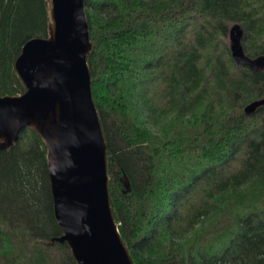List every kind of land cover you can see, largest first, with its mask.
Instances as JSON below:
<instances>
[{"label":"trees","instance_id":"16d2710c","mask_svg":"<svg viewBox=\"0 0 264 264\" xmlns=\"http://www.w3.org/2000/svg\"><path fill=\"white\" fill-rule=\"evenodd\" d=\"M90 93L106 148L109 206L133 264H264V0H83ZM47 0H0V96L13 62L46 37ZM41 138L0 150V264H75L52 213Z\"/></svg>","mask_w":264,"mask_h":264},{"label":"water","instance_id":"95a60500","mask_svg":"<svg viewBox=\"0 0 264 264\" xmlns=\"http://www.w3.org/2000/svg\"><path fill=\"white\" fill-rule=\"evenodd\" d=\"M46 37L21 46L13 68L24 86L0 96V150L31 128L43 141L52 213L75 264H133L109 206L106 148L90 93L86 57L91 48L83 0H47ZM230 57L257 70L264 55L247 56L238 23L226 29ZM264 97L243 107L251 114Z\"/></svg>","mask_w":264,"mask_h":264},{"label":"rangeland","instance_id":"374dc122","mask_svg":"<svg viewBox=\"0 0 264 264\" xmlns=\"http://www.w3.org/2000/svg\"><path fill=\"white\" fill-rule=\"evenodd\" d=\"M225 39L228 41L227 34H225Z\"/></svg>","mask_w":264,"mask_h":264}]
</instances>
